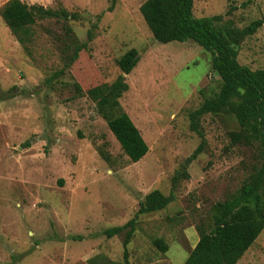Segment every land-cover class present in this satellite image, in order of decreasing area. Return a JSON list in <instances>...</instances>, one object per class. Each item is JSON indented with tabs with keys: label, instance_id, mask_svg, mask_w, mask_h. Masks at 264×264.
I'll return each mask as SVG.
<instances>
[{
	"label": "rangeland",
	"instance_id": "374dc122",
	"mask_svg": "<svg viewBox=\"0 0 264 264\" xmlns=\"http://www.w3.org/2000/svg\"><path fill=\"white\" fill-rule=\"evenodd\" d=\"M8 1L0 0V12ZM20 1L76 18L37 21L20 43L0 16V264H89L97 256L122 264L125 233H99L125 225L154 190L174 200L137 218L129 263L183 264L191 234L210 232L212 207L236 194L261 163L257 149L231 144L229 134L241 130L228 107L196 121L203 152L188 166L189 178L172 187L201 143L189 115L220 88L210 54L191 41H155L139 12L147 0ZM217 15L239 29L264 22V0H193L195 18ZM72 43L87 49L57 75L61 50ZM132 49L138 63L124 77L128 91L119 104L148 147L135 164L87 96L121 75L116 62ZM237 60L264 69V23L238 47ZM237 264H264V230Z\"/></svg>",
	"mask_w": 264,
	"mask_h": 264
},
{
	"label": "trees",
	"instance_id": "16d2710c",
	"mask_svg": "<svg viewBox=\"0 0 264 264\" xmlns=\"http://www.w3.org/2000/svg\"><path fill=\"white\" fill-rule=\"evenodd\" d=\"M113 10V5L108 9ZM139 12L155 41L168 44L191 41L211 57V70L220 80V88L214 98L207 99L199 109L190 113L191 130L201 139L200 145L183 162L182 170L172 178V187L180 177L188 179V166L203 152L205 139L196 121L207 114H218L232 107L233 115L241 131L229 134L232 145H243L257 149L260 165L239 191L212 207V227L209 233L199 231V240L183 264H237L255 243L264 230V69L252 71L239 64L238 47L253 36L263 25L256 20L239 29L232 21L223 22L222 16L195 18L193 0H147ZM0 16L10 32L24 43L29 30L37 21L46 19L74 20L75 15L65 9L51 10L39 5H27L20 0H9ZM64 33L71 37L68 25ZM88 32L87 42L92 40ZM71 48L61 50L62 68L57 75H63L78 60L79 54L87 49V43H72ZM138 63V53L132 49L120 57L116 64L121 75L111 85H100L87 91V96L97 106L99 114L106 121L108 129L119 143L132 164L138 163L148 153V147L129 116L122 110L119 99L128 91L125 76ZM79 91V87L76 88ZM101 156H103L100 153ZM104 157V156H103ZM174 197L154 190L147 194L134 217L123 226L110 227L99 233L107 239L125 233L123 240L122 264H130L127 246L134 234L140 215L164 210ZM80 241L81 238H74ZM153 245L162 253L167 245L162 239H155ZM115 264L102 256L88 260L89 264Z\"/></svg>",
	"mask_w": 264,
	"mask_h": 264
},
{
	"label": "crops",
	"instance_id": "0c3cea01",
	"mask_svg": "<svg viewBox=\"0 0 264 264\" xmlns=\"http://www.w3.org/2000/svg\"><path fill=\"white\" fill-rule=\"evenodd\" d=\"M192 249L196 246V244L198 243L199 237H195L194 235H192Z\"/></svg>",
	"mask_w": 264,
	"mask_h": 264
}]
</instances>
